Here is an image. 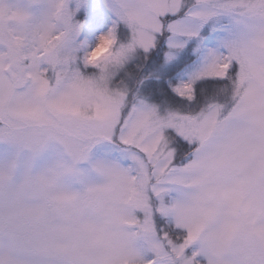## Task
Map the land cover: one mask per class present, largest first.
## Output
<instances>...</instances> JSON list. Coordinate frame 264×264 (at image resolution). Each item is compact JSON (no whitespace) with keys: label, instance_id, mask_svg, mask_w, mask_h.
<instances>
[{"label":"snow or ice","instance_id":"obj_1","mask_svg":"<svg viewBox=\"0 0 264 264\" xmlns=\"http://www.w3.org/2000/svg\"><path fill=\"white\" fill-rule=\"evenodd\" d=\"M0 264H264V0H0Z\"/></svg>","mask_w":264,"mask_h":264}]
</instances>
